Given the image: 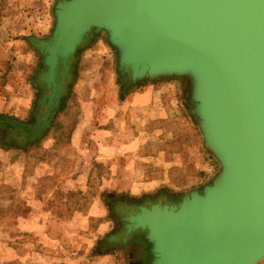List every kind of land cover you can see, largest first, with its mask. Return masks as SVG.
Wrapping results in <instances>:
<instances>
[{"label": "water", "instance_id": "obj_1", "mask_svg": "<svg viewBox=\"0 0 264 264\" xmlns=\"http://www.w3.org/2000/svg\"><path fill=\"white\" fill-rule=\"evenodd\" d=\"M52 14L49 36L27 38L41 57L31 119L0 113L2 134L22 148L45 135L72 92L79 53L104 33L120 79L188 82L189 115L218 166L178 202L125 214L124 237L109 242L143 236L148 264H261L264 0H57Z\"/></svg>", "mask_w": 264, "mask_h": 264}, {"label": "rangeland", "instance_id": "obj_2", "mask_svg": "<svg viewBox=\"0 0 264 264\" xmlns=\"http://www.w3.org/2000/svg\"><path fill=\"white\" fill-rule=\"evenodd\" d=\"M56 1L0 0L1 114L31 119L41 57L27 37L51 34ZM117 68L102 33L39 142L22 148L0 131V264H133L120 244L99 246L118 226L110 197L180 196L217 172L185 108L188 82L142 83L122 100Z\"/></svg>", "mask_w": 264, "mask_h": 264}, {"label": "flooded vegetation", "instance_id": "obj_3", "mask_svg": "<svg viewBox=\"0 0 264 264\" xmlns=\"http://www.w3.org/2000/svg\"><path fill=\"white\" fill-rule=\"evenodd\" d=\"M186 88V87H185ZM188 90V88L186 89ZM21 130L17 129V133H20ZM163 201L164 203H176L179 201L177 196H172L170 194H165L163 191L157 194L156 196H144L141 199L138 200H130L128 198H121L118 199L114 196L110 197L109 203H108V210L111 214V220L114 222V224H117V229L112 233V235H118L121 238L123 228H121V219L125 216V214H129L131 210H139V206H147L149 207L151 204L158 203L159 201ZM111 221V222H112ZM110 236L106 238L107 242H101L99 243L100 247H104L109 245H119L121 248L124 249L125 255L130 257L131 261H133V264H148L149 263V249L150 245L147 243L145 238L141 235H134L132 236L127 243H117V242H109ZM106 243V244H105ZM122 254V257L125 261L126 256Z\"/></svg>", "mask_w": 264, "mask_h": 264}, {"label": "trees", "instance_id": "obj_4", "mask_svg": "<svg viewBox=\"0 0 264 264\" xmlns=\"http://www.w3.org/2000/svg\"><path fill=\"white\" fill-rule=\"evenodd\" d=\"M142 83H148V84H150V85H153V84H154L153 82H148V81L141 82V83H139V84H137V85L132 84L130 81H126V82H124V84H122V86L120 87V88H121L122 100H124V98L130 94V92L136 91L137 88H138L140 85H142ZM186 95L188 96V92L186 93ZM68 98H69V97H68ZM68 98H67V99H68ZM67 99L64 100L63 105H62V107H61V110L65 109V107H66V103H67V102H66ZM185 108H186V109L189 108V104H188V103L186 104V107H185ZM61 110H60L59 112H61ZM57 115H58V114H57ZM57 115L55 116V118H54L52 124H54V121H55ZM48 131H49V130H48ZM47 133H48V132H47ZM47 133H46V134H47ZM46 134H45V135H46ZM45 135L39 137V139H38L37 141L28 144L26 147L28 148V146H30V145H32V144H34V143H36V142H39V141H40ZM187 136H188V135H187ZM188 137H189V136H188ZM4 145L7 146V144H4ZM4 145H3V146H4ZM211 159H212V158H211ZM201 175H203V172H202Z\"/></svg>", "mask_w": 264, "mask_h": 264}, {"label": "crops", "instance_id": "obj_5", "mask_svg": "<svg viewBox=\"0 0 264 264\" xmlns=\"http://www.w3.org/2000/svg\"><path fill=\"white\" fill-rule=\"evenodd\" d=\"M35 36V35H34ZM28 38V37H27ZM33 50V49H32ZM35 51V50H34ZM36 52V51H35ZM37 53V55L39 56V53L38 52H36ZM40 62H41V59H40V61H39V64H38V66L36 67V70H35V72H34V78H33V82H32V88L34 89V87H33V83L36 81V78H37V74L39 73V70H40V68H41V66H40ZM33 69H34V67H33ZM182 91H183V89H182ZM4 115H9V114H4ZM9 116H11V115H9ZM15 117V116H14ZM21 120V119H20ZM202 150H203V146H202ZM203 152H205L204 150H203ZM210 160H211V157H210ZM211 161H214L213 159L211 160ZM205 172H203V175L201 176V178L202 179H204L205 178ZM205 183V182H204ZM203 183V184H204ZM202 185V184H201Z\"/></svg>", "mask_w": 264, "mask_h": 264}]
</instances>
